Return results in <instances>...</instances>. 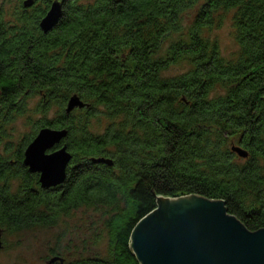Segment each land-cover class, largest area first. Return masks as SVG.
Returning a JSON list of instances; mask_svg holds the SVG:
<instances>
[{
	"label": "trees",
	"instance_id": "16d2710c",
	"mask_svg": "<svg viewBox=\"0 0 264 264\" xmlns=\"http://www.w3.org/2000/svg\"><path fill=\"white\" fill-rule=\"evenodd\" d=\"M55 1L61 16L44 32L40 22ZM3 2L17 4L10 21ZM196 2L2 0L0 142L38 98L39 119L19 147L41 128L66 129L72 160L65 183L49 191L23 167L20 149L21 177L0 157L1 217L48 226L80 208L99 211L108 254L101 264H139L131 232L158 197L223 200L246 229L264 228V0H206L188 35L164 48L169 35L183 33L182 15ZM222 9L234 10L236 59L203 35ZM178 65L180 73L168 75ZM72 95L87 107L66 114ZM236 134L247 158L228 146ZM99 157L113 165L91 162Z\"/></svg>",
	"mask_w": 264,
	"mask_h": 264
},
{
	"label": "water",
	"instance_id": "95a60500",
	"mask_svg": "<svg viewBox=\"0 0 264 264\" xmlns=\"http://www.w3.org/2000/svg\"><path fill=\"white\" fill-rule=\"evenodd\" d=\"M31 1H26L29 6ZM40 27L46 32L58 21L62 4L55 1ZM87 107L72 95L65 112ZM66 129L41 128L23 151L22 165L38 176L42 190L62 186L72 154L64 144ZM241 157L243 148L234 147ZM51 151V152H49ZM49 152V153H48ZM92 163L113 165L111 158H92ZM132 254L139 264H264V228L249 231L229 214L223 200L188 195L158 197L156 208L140 219L130 236ZM0 229V249H1ZM61 258H52L49 264Z\"/></svg>",
	"mask_w": 264,
	"mask_h": 264
},
{
	"label": "rangeland",
	"instance_id": "374dc122",
	"mask_svg": "<svg viewBox=\"0 0 264 264\" xmlns=\"http://www.w3.org/2000/svg\"><path fill=\"white\" fill-rule=\"evenodd\" d=\"M1 2L2 0H0V6ZM205 2L206 0H197L192 8L187 9L183 13V25L181 27L183 33L169 35L166 40L168 42L164 41V48L165 45L174 43L188 35L187 33L191 28V22L197 16L201 4L203 5ZM2 5H4V13L7 16V20L10 21V16L14 14V9L17 10V4L13 7L10 6V3L5 4L3 2ZM50 8L48 11H51ZM233 15L234 10L232 9H222L215 12L212 16V25L209 26L210 30L208 31L207 27L203 34L205 38L207 37L211 42L218 44L221 56L226 59H236L240 50L235 38ZM180 71L181 67L178 65L171 68L168 71V75L174 76L180 73ZM37 103L38 98L28 99L27 104L30 108L28 113L31 116L28 118L20 116L11 122L7 126L8 133L2 135L0 142V157L11 161V168L16 174H20V177V164H18L16 159L17 152L18 149L23 152L26 148L28 141L24 144L25 146L19 147V145L24 138L30 140V135L33 132L32 124L39 119L37 117L39 115L33 113L34 106ZM55 115V111L52 110L46 115V118L53 120ZM106 122V120H103L104 124ZM97 126L99 125L94 123L95 131L99 130V128H96ZM239 137L236 134L229 141L228 146L231 147L230 150L232 152H234V147L242 148L239 145ZM6 147L8 148L6 149ZM234 153L237 154L236 152ZM237 156L247 158L241 157L238 154ZM9 182L7 192L10 195H15L19 190L21 179L18 178ZM0 186H3L1 180ZM1 188L3 191L4 187ZM2 194L5 195V192H2ZM179 197L185 196L175 198ZM245 204L248 205L249 202ZM103 218V213L101 214L99 211L87 208L72 211L68 215L62 216L56 224L48 226L19 222L9 223L6 218L0 216L2 243L0 249V264H49L50 260L55 257L61 258V262L59 260L55 261L60 264H101L100 260L107 259L108 257L107 236L103 226Z\"/></svg>",
	"mask_w": 264,
	"mask_h": 264
},
{
	"label": "flooded vegetation",
	"instance_id": "af4514ba",
	"mask_svg": "<svg viewBox=\"0 0 264 264\" xmlns=\"http://www.w3.org/2000/svg\"><path fill=\"white\" fill-rule=\"evenodd\" d=\"M1 183H4L3 180L1 181ZM48 190H49V191H55V190H57V189L54 188V190H53V189H48ZM55 264H60V263H59V262H55Z\"/></svg>",
	"mask_w": 264,
	"mask_h": 264
}]
</instances>
